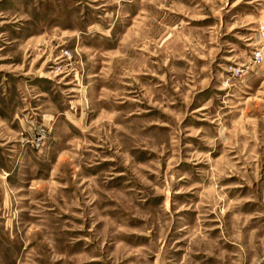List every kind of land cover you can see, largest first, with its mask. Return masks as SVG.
<instances>
[{
    "label": "rangeland",
    "instance_id": "rangeland-1",
    "mask_svg": "<svg viewBox=\"0 0 264 264\" xmlns=\"http://www.w3.org/2000/svg\"><path fill=\"white\" fill-rule=\"evenodd\" d=\"M0 264H264V0H0Z\"/></svg>",
    "mask_w": 264,
    "mask_h": 264
}]
</instances>
